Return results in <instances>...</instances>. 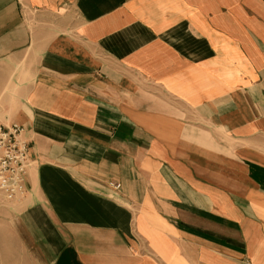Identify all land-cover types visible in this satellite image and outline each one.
<instances>
[{
  "label": "crops",
  "instance_id": "obj_1",
  "mask_svg": "<svg viewBox=\"0 0 264 264\" xmlns=\"http://www.w3.org/2000/svg\"><path fill=\"white\" fill-rule=\"evenodd\" d=\"M0 123V264H264V0H0Z\"/></svg>",
  "mask_w": 264,
  "mask_h": 264
},
{
  "label": "built area",
  "instance_id": "obj_2",
  "mask_svg": "<svg viewBox=\"0 0 264 264\" xmlns=\"http://www.w3.org/2000/svg\"><path fill=\"white\" fill-rule=\"evenodd\" d=\"M24 132L21 124L0 123V194L7 202L16 201L27 192L31 156ZM110 184L116 189L121 188L120 183Z\"/></svg>",
  "mask_w": 264,
  "mask_h": 264
}]
</instances>
